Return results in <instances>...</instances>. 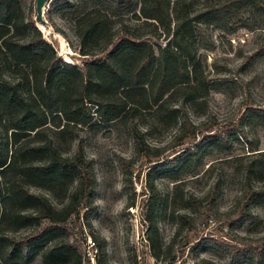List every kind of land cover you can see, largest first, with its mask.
<instances>
[{
    "label": "rangeland",
    "instance_id": "rangeland-1",
    "mask_svg": "<svg viewBox=\"0 0 264 264\" xmlns=\"http://www.w3.org/2000/svg\"><path fill=\"white\" fill-rule=\"evenodd\" d=\"M37 1L10 0L14 41L40 43L28 62L12 59L0 41L8 86L0 88V264H85L90 236L97 264H257L264 207L251 195L264 181L246 176V159L264 151V0L222 14L215 7L226 0H163L160 23L143 0H47L42 19ZM94 20L101 24L89 35ZM123 37L153 44L156 54L181 45L196 58L199 87L173 88L161 109L150 88H124L94 63ZM54 53L77 70L45 79L47 96L36 80L50 74ZM118 55L113 64L131 73L136 59ZM83 72L100 85H87ZM171 72V85L180 83ZM27 108L44 123L18 130ZM76 155L92 174L83 183L37 180L27 169ZM27 192L67 219L38 218L39 205L20 198ZM148 217L159 232L153 249ZM12 249L25 254L8 259Z\"/></svg>",
    "mask_w": 264,
    "mask_h": 264
},
{
    "label": "trees",
    "instance_id": "trees-1",
    "mask_svg": "<svg viewBox=\"0 0 264 264\" xmlns=\"http://www.w3.org/2000/svg\"><path fill=\"white\" fill-rule=\"evenodd\" d=\"M246 0H226L215 7V10L220 14L225 12H231L235 6L239 3H243ZM258 1V0H254ZM144 4L149 5L150 11L147 12L148 16L151 18L154 14H157V22H161V17L159 16V10L163 5V0H143ZM13 12V4L10 0H0V41L3 47L10 53L12 59L19 61L21 63L28 62V58L34 53L35 47L40 45V43L30 41L29 44H19V42L14 41V36L16 31L18 30V21L12 18ZM101 21H95L90 25L89 35H95L98 32V27H100ZM47 46H50L48 43H45ZM120 57L123 56L124 60L134 57L136 59V66L132 68L131 73L123 68H118L114 65L115 55L117 54ZM83 54H88L84 51ZM122 58V60H123ZM120 60V59H119ZM196 58L190 52H185L184 48L181 45H173L169 44L167 46H160L159 53L156 54L155 46L146 41H136L131 38L123 37V39L115 45L113 50L109 53V55L102 61L94 62L102 69L103 72H107L110 70L114 76L118 77L122 81V86L124 88H129L128 86L136 85L137 88L147 89L150 88L152 100L156 105L161 109L166 102V96L173 90V88L181 85L187 86L188 89L196 90L198 85V78L196 76L197 66H196ZM62 64V65H61ZM47 67L50 71V74L47 77H44L39 82L36 80L37 89H43L47 96H50L51 93L47 91L44 87L45 79L48 83L54 78L61 77L64 75V72L76 71L77 67L70 64H63L61 59H57L55 53L52 58L49 59L47 63ZM68 68V69H67ZM174 69L178 74H181L182 80L178 84L171 85L170 76L175 74L171 72V69ZM58 71V72H57ZM56 75H53L54 73ZM84 77L87 78L86 84L90 83H99V79H93L91 74L88 72H83ZM176 73V74H177ZM89 81V82H88ZM100 85V83H99ZM7 86V83L0 80V88ZM8 87V86H7ZM50 87V86H48ZM14 88V87H13ZM15 89V88H14ZM15 91V90H14ZM12 90V93H14ZM42 92H38L41 94ZM52 96V95H51ZM200 96L191 94L188 96V100H196ZM44 123L43 119H39V117L33 114L32 110L28 108L21 111V116L19 117L16 123V129L18 130H33ZM18 134V132H16ZM29 147V146H27ZM201 145L194 148V150L200 149ZM29 150H35L34 148H30ZM193 151V150H192ZM183 152H186L183 151ZM253 152L247 156L248 166L246 168V176L249 179L255 178L257 180L264 181V151ZM192 153V152H191ZM181 155H177L175 158L169 161L168 164L177 165V161L180 159ZM240 159H245L243 157H239ZM245 160V161H246ZM2 164L1 166H4ZM166 164L155 165L153 168H162ZM29 171L31 170L32 174L36 177L37 180L41 178L44 179H52L54 182H61L65 179H69L70 181H75L76 176H78V181L83 183V181L87 178L91 179V172L88 169V166L85 165L83 161V157L80 155H76L72 159H66L60 157L58 161L49 165H37L30 166L27 168ZM178 176V175H175ZM36 185L43 186L42 183H37L34 181ZM149 189L152 190V185L150 184ZM24 203L31 204L35 202V205H39L38 210V218H48L50 221L54 223H60L67 219L69 212L66 210H56L44 197L41 195L30 194L27 192L25 195L20 197ZM251 198L255 200L256 203H260L264 207V187L259 188L257 191H253ZM19 200V198H18ZM26 207L30 205H25ZM151 209H153L152 204L150 205ZM148 240L151 248H155V241L159 238V232L156 223L148 217ZM55 249L52 250L54 252ZM25 254V251L12 249L9 253H7V258H11L14 254ZM27 259L32 260V256L35 254L32 251H27ZM263 252H260L258 255L257 264H263ZM7 261V259H5Z\"/></svg>",
    "mask_w": 264,
    "mask_h": 264
},
{
    "label": "built area",
    "instance_id": "built-area-1",
    "mask_svg": "<svg viewBox=\"0 0 264 264\" xmlns=\"http://www.w3.org/2000/svg\"><path fill=\"white\" fill-rule=\"evenodd\" d=\"M87 254L85 264H97V242L90 236L87 239Z\"/></svg>",
    "mask_w": 264,
    "mask_h": 264
},
{
    "label": "water",
    "instance_id": "water-1",
    "mask_svg": "<svg viewBox=\"0 0 264 264\" xmlns=\"http://www.w3.org/2000/svg\"><path fill=\"white\" fill-rule=\"evenodd\" d=\"M47 0H38L37 1V9H38V18L42 19V9L43 6L45 5Z\"/></svg>",
    "mask_w": 264,
    "mask_h": 264
}]
</instances>
